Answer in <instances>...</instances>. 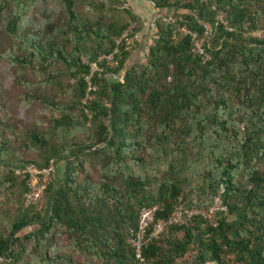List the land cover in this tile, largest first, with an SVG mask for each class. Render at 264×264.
<instances>
[{"label": "trees", "instance_id": "1", "mask_svg": "<svg viewBox=\"0 0 264 264\" xmlns=\"http://www.w3.org/2000/svg\"><path fill=\"white\" fill-rule=\"evenodd\" d=\"M32 1L0 0L10 40L0 61L44 119L18 136L0 119L9 132L0 138V191L14 207L0 211V259L131 264L128 236L141 208L156 205L154 221L164 220L177 199L205 208L221 189L224 212L168 227L143 250L145 264H264V39L251 35L264 30V0H147L174 19L156 21L143 63L132 61L143 43L99 60L135 21L124 9L127 21L115 18L121 0H58L55 20L46 8L43 29L25 32ZM203 23L211 26L206 61L178 32L201 37ZM17 139L32 159L16 155ZM50 161L63 167L46 186L43 215L22 207L27 176L13 170Z\"/></svg>", "mask_w": 264, "mask_h": 264}, {"label": "rangeland", "instance_id": "2", "mask_svg": "<svg viewBox=\"0 0 264 264\" xmlns=\"http://www.w3.org/2000/svg\"><path fill=\"white\" fill-rule=\"evenodd\" d=\"M29 12L26 14L23 20V30L29 31L31 28L32 30H41L46 25L45 19H43V11L47 8V14L49 15L50 19L53 21L56 19L59 11H60V4L58 0H33L29 5ZM116 9L118 12L114 13L115 18H117L119 21H127V17L122 12V9L131 12V14L134 15L135 21L130 23V26L127 30L124 32H127L129 35V30L131 29L133 32H137L141 35L140 41L138 43H143L141 48H136V51L134 52L135 55L132 58V61H137L140 63L144 62V55L146 53L147 47L151 45L154 33L153 30H149L146 27V24L149 20L155 19V21H161L162 18L168 19H174V12L170 9H155L151 6L150 2L147 0H121L120 4L116 6ZM76 12L81 16H86L89 18H93V14L88 10V7L86 5H78L76 8ZM177 13H186V10H178ZM220 17L223 19V14L220 13ZM131 27V28H130ZM181 28V27H180ZM179 28V29H180ZM4 29V23L0 21V52L4 51L8 45L10 40L6 37V35L3 32ZM178 29V32H179ZM123 32V33H124ZM252 36H255V32L251 33ZM198 39H202L201 37H198ZM120 40L117 39L115 41L116 44H120ZM136 43H133L131 47L128 49L131 51L135 47ZM99 60H103V58L100 56ZM107 63H111V60H105ZM96 70L94 66H92V71ZM89 79V76L86 78V80ZM29 82H33L32 77L28 78ZM71 82V81H70ZM0 86H1V97H0V119L3 120L7 125L10 126H16L17 130V136L21 133L22 128L24 126H29L32 122H42L44 121L42 110L38 104H31V105H25L23 101V93L24 91L18 87L14 81V73L13 70L10 68L7 62L4 60L0 61ZM89 88L87 89V91ZM9 134L8 131L4 132L3 135ZM0 132V138L3 136ZM6 137V136H5ZM18 144L14 142V145L16 146V155L20 156L24 160H30L33 157V154L28 151H21L18 147L20 139H17ZM22 141V139H21ZM34 166L33 164H26V166ZM62 165H58L57 167H54L53 174L50 175L47 180L48 182L51 179L57 180V178L60 175V172L62 170ZM16 170V169H15ZM14 171V170H13ZM14 173V172H13ZM15 175V174H14ZM21 176V175H16ZM23 177V176H21ZM45 191V190H44ZM44 191L41 194V197L39 200L31 205V206H24L23 204V198H22V207L23 208H30L34 207L37 211H42L43 215L48 213L49 203L48 199L44 196ZM221 193V189L217 194H215L212 197H217ZM4 197L5 193H2L0 191V211L1 209L6 210L11 215L14 211V207L10 205H6L4 203ZM212 200V199H211ZM182 207L191 209L195 207H187L183 203H180ZM210 203L205 208H199L201 210H206L207 207H209ZM214 215L212 216L213 220ZM0 218H1V212H0ZM3 224H6V221L3 222ZM7 225V224H6ZM34 227L28 228V230L32 229ZM0 264H6L4 261L0 259Z\"/></svg>", "mask_w": 264, "mask_h": 264}, {"label": "built area", "instance_id": "3", "mask_svg": "<svg viewBox=\"0 0 264 264\" xmlns=\"http://www.w3.org/2000/svg\"><path fill=\"white\" fill-rule=\"evenodd\" d=\"M216 22L223 23V19L220 17V12L217 13L215 17ZM162 22L170 23L172 19L162 18ZM216 22L214 25H216ZM155 19H151L146 24L149 30H153L155 34ZM131 28V27H130ZM204 30L202 39H198V35L194 32L186 30L184 27L179 29V33L183 36L189 38L191 44V52L199 56L202 61L208 59V55L204 51V43L206 38L211 35V26L207 23L202 24ZM227 31H231V28H226ZM255 37L258 39H264V30H258L255 32ZM141 35L137 32L129 30V35L124 32L118 38L121 42L116 44V48L113 50L112 54L108 56H101L103 60H111L112 55L117 53V49L120 45H123L125 50H128L133 43H138L140 41ZM54 163L50 161L46 167L36 168L34 166H26L21 169L14 170L15 175H21L26 178L27 191L23 194V204L24 206H31L35 204L41 197L42 192L46 189L48 184L47 178L53 174ZM211 204L206 210H201L199 208L187 209L181 206L180 199L173 206V209L167 219H160L154 221V216L158 211L156 205L150 207L141 208L138 211L136 217V224L134 229L129 231L128 243L132 249V263L131 264H145V259L143 257V250L148 243L157 239L168 227L174 225H181L186 220H190L194 217H200L203 221L207 223H212V216L217 212H224L225 208L221 205V200L219 195L217 197L211 198Z\"/></svg>", "mask_w": 264, "mask_h": 264}, {"label": "water", "instance_id": "4", "mask_svg": "<svg viewBox=\"0 0 264 264\" xmlns=\"http://www.w3.org/2000/svg\"><path fill=\"white\" fill-rule=\"evenodd\" d=\"M50 209H51V207H50V205H49V208H48V214L50 213Z\"/></svg>", "mask_w": 264, "mask_h": 264}]
</instances>
